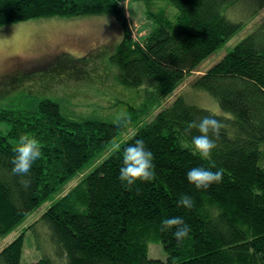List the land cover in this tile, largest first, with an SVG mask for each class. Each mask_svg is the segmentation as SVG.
Returning a JSON list of instances; mask_svg holds the SVG:
<instances>
[{
    "label": "trees",
    "instance_id": "1",
    "mask_svg": "<svg viewBox=\"0 0 264 264\" xmlns=\"http://www.w3.org/2000/svg\"><path fill=\"white\" fill-rule=\"evenodd\" d=\"M162 1L175 12L149 7L150 31L135 41L118 0H0V26L45 18L113 17L124 30L109 57L114 79L128 88H148L141 108L114 123L67 117L56 101L46 98L31 109L0 107V122L8 125L6 132L0 131V240L49 203L27 228L41 226L42 257L22 261L23 231L0 248V264H264V19L192 83L229 116L199 107L182 93L128 139L114 144L133 118L163 100L264 8V0ZM62 56L68 60L59 63L56 57L51 68L72 69L69 76L78 79L83 70L78 72L76 60ZM205 114H214L222 125L207 159L191 150V136L199 133L187 127ZM22 134L35 137L41 146L27 186L11 172ZM136 138L154 153V176L129 186L118 173L123 147ZM201 165L222 168V182L195 188L186 173ZM181 193L193 197L191 209L177 206ZM173 215L191 226L179 242L171 231L161 230L162 219ZM151 243L161 244L165 260L148 257Z\"/></svg>",
    "mask_w": 264,
    "mask_h": 264
},
{
    "label": "rangeland",
    "instance_id": "2",
    "mask_svg": "<svg viewBox=\"0 0 264 264\" xmlns=\"http://www.w3.org/2000/svg\"><path fill=\"white\" fill-rule=\"evenodd\" d=\"M124 12L127 28L132 39L142 41L150 31L152 20L148 17L151 6H163L167 13L175 9L164 5L162 0H118ZM150 7V8H149ZM159 11L154 7L151 10ZM264 19V8L253 18L245 21L237 34L227 40L211 56L171 90L159 103L141 111L129 127L118 137L115 145L128 139L139 127L153 119L154 115L177 95H189L193 104L218 115L222 112L217 101L207 92L194 90L193 81L214 65L222 56L246 37ZM124 36L122 26L109 15L79 18H45L15 22L0 26V107L31 109L39 99L56 101L67 117L98 119L109 123L130 117L141 108L147 87L128 88L114 79L115 66L109 57ZM76 60L79 78L69 76L74 70H53L51 63L64 56ZM68 60V59H67ZM66 59L63 61H67ZM191 102V103H192ZM139 113V112H138ZM8 125L0 122V131ZM264 155V144L261 146ZM97 160L72 178L64 187L68 191L84 175L89 173ZM264 165V159L262 161ZM63 192V193H64ZM57 197V195H56ZM49 203L43 204L13 231L0 240V248L24 231L22 261L36 262L42 257V238L37 234L40 225L27 229ZM148 257L165 260L166 254L160 243H151Z\"/></svg>",
    "mask_w": 264,
    "mask_h": 264
},
{
    "label": "clouds",
    "instance_id": "3",
    "mask_svg": "<svg viewBox=\"0 0 264 264\" xmlns=\"http://www.w3.org/2000/svg\"><path fill=\"white\" fill-rule=\"evenodd\" d=\"M221 121L214 114H205L200 119L187 122L189 129L198 130L197 135L191 136V150L207 159L217 146L214 136L219 135ZM210 133L212 135H210ZM119 148V146H117ZM15 155L11 158V172L18 176L26 186L31 180V168L41 156L39 141L32 136L22 134L15 147ZM122 163L119 168L118 179L126 185H133L137 181H150L154 176V153L146 146L142 138H136L134 142L123 147ZM189 183L197 189H208L214 183L219 184L223 180V169L196 166L186 173ZM177 206L191 209L194 206L193 197L187 193H181L177 199ZM162 231H171L177 241H182L191 231V226L183 216H168L161 221Z\"/></svg>",
    "mask_w": 264,
    "mask_h": 264
}]
</instances>
